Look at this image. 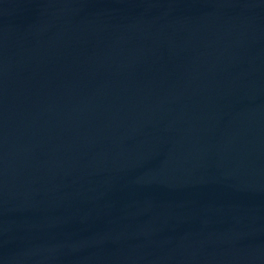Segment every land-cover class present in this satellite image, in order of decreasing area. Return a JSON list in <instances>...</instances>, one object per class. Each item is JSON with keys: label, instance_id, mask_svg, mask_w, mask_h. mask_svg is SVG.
<instances>
[{"label": "water", "instance_id": "1", "mask_svg": "<svg viewBox=\"0 0 264 264\" xmlns=\"http://www.w3.org/2000/svg\"><path fill=\"white\" fill-rule=\"evenodd\" d=\"M0 264H264V0H0Z\"/></svg>", "mask_w": 264, "mask_h": 264}]
</instances>
